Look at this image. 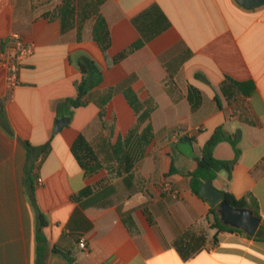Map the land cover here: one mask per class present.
<instances>
[{
  "label": "crops",
  "instance_id": "0c3cea01",
  "mask_svg": "<svg viewBox=\"0 0 264 264\" xmlns=\"http://www.w3.org/2000/svg\"><path fill=\"white\" fill-rule=\"evenodd\" d=\"M64 2L0 0V53L2 39L13 32L34 47L12 91L0 64V264H34L36 213L25 184V141L34 146L51 142L34 173L36 202L50 223L46 264H69L54 248L77 264H264V240L212 228V206L193 193L188 177L218 128L235 137L240 131L242 154L237 160L230 143L216 146L214 156L229 161L231 173L221 171L213 184L237 199L251 195L263 224L264 5L246 8L237 0H73L75 25L63 32L59 9ZM96 6L111 34L107 52L93 38L94 17L83 19ZM139 41L140 48L113 62ZM83 56L100 65L103 80L91 94L93 102L77 108L70 125L55 133V104L77 95L75 84L82 78L77 63ZM228 76L254 82L255 92L229 102L220 90ZM190 85L203 95L196 111L188 100ZM111 88L106 120L115 119V128L110 137L95 101ZM128 88L152 108L155 137L130 176L117 178L105 169L88 173L71 146L84 135L105 164L108 145L137 120L124 94ZM198 126L202 130L192 140L196 156L189 158L176 147L173 134ZM86 188L92 191L74 198ZM189 228L204 230L207 241L184 260L174 243ZM81 237L87 240L86 251L78 245Z\"/></svg>",
  "mask_w": 264,
  "mask_h": 264
},
{
  "label": "trees",
  "instance_id": "16d2710c",
  "mask_svg": "<svg viewBox=\"0 0 264 264\" xmlns=\"http://www.w3.org/2000/svg\"><path fill=\"white\" fill-rule=\"evenodd\" d=\"M59 14L63 32H66L74 27L77 8L73 0H65L59 9ZM92 17L95 19L92 28L93 38L102 51L107 52L111 46V34L108 23L104 16L100 13L98 6L95 7L94 12L91 11V13H85L83 19H90ZM81 29L82 26H79V32H81ZM142 45L143 43L141 41L133 44L128 50H125L114 57L113 62L117 63L121 61ZM77 64L82 74V78L75 84L77 95L75 97L60 99L56 102L55 110L57 118L69 117L71 121L77 108L84 107L93 102L91 94L103 80L102 68L94 59L88 56H83L79 59ZM220 90L229 102H233L241 95L251 96L255 92L256 86L252 81H238L228 76L221 83ZM124 94L128 103L134 109L137 115V120L126 135L119 137L114 144L108 145L109 150L104 154V165L99 158L100 152L95 149V147L86 139L84 135L80 134L71 146V151L77 162L88 173H96L105 169L109 174L114 175L117 178L124 177L126 175L130 176L134 167L145 157L147 149L155 137L151 123L152 108L145 107L132 88L126 89ZM113 95L114 89L111 88L99 100L95 101L100 108L98 119L100 120L103 128L109 131L110 137L113 136L115 119L111 120V122L106 120V108ZM188 100L190 102L191 109L196 111L203 103L202 92L193 85H190ZM2 125L7 132L13 134L12 130L8 128L5 123ZM68 125H70V122L67 126ZM221 142H228L233 146L236 155L235 160H237L242 154V150L239 147L240 141L237 137L229 135L223 128H218L213 133L211 138L206 142L201 150V155L197 162V168L193 172L188 173L193 193L204 200L206 199L199 195V188L201 184L207 180L214 181L221 171H228L231 173L230 162L217 159L214 156V150ZM22 143L27 151L25 184L26 187H30V203L36 213L34 227V264H46L49 248L47 228L50 223L43 212L39 209L36 202L34 173L39 166L42 155H45L50 151L51 142L42 146H34L28 141ZM262 164L264 166V158ZM91 191V188H86L74 198L84 197ZM227 201L230 205L236 208H249L259 216L258 204L255 199L251 198V195L242 199H237L233 194L227 193ZM144 211L151 222L152 219L149 211L147 209ZM218 211L222 213L218 207H212L210 209V213L213 215V221L211 223L212 228H215L218 231H233L245 235L242 230L229 227L222 222ZM130 226L132 225L130 224ZM254 238L264 240V222ZM206 241L207 237L204 230L199 231L195 228H189L176 239L174 245L181 257L184 260H188L205 247ZM53 251L59 254V256L69 264H77L76 260L70 254L57 251L55 248Z\"/></svg>",
  "mask_w": 264,
  "mask_h": 264
},
{
  "label": "water",
  "instance_id": "95a60500",
  "mask_svg": "<svg viewBox=\"0 0 264 264\" xmlns=\"http://www.w3.org/2000/svg\"><path fill=\"white\" fill-rule=\"evenodd\" d=\"M237 1L246 8H256L264 5V0ZM69 122V117L58 118L55 122L54 132H60ZM237 137L240 138V131ZM177 147L187 157L195 158L196 153L191 139L184 138L177 144ZM199 195L208 200L212 207H218L222 211L220 219L227 226L242 230L248 237L257 235L262 225V218L249 208H236L230 205L227 201L226 192L214 186L212 180H207L201 184Z\"/></svg>",
  "mask_w": 264,
  "mask_h": 264
},
{
  "label": "built area",
  "instance_id": "2783aa9c",
  "mask_svg": "<svg viewBox=\"0 0 264 264\" xmlns=\"http://www.w3.org/2000/svg\"><path fill=\"white\" fill-rule=\"evenodd\" d=\"M0 64L7 72V84L9 91L19 84V73L24 62L34 53V47L27 42L24 36L20 33L13 32L1 41ZM202 127L195 128H180L173 134V141L179 143L184 138L193 139L197 132H200ZM38 182H42L41 179ZM178 197L177 194L174 195ZM80 249L87 250V240L81 237L78 243Z\"/></svg>",
  "mask_w": 264,
  "mask_h": 264
},
{
  "label": "rangeland",
  "instance_id": "374dc122",
  "mask_svg": "<svg viewBox=\"0 0 264 264\" xmlns=\"http://www.w3.org/2000/svg\"><path fill=\"white\" fill-rule=\"evenodd\" d=\"M218 213L221 215V213L218 211Z\"/></svg>",
  "mask_w": 264,
  "mask_h": 264
}]
</instances>
